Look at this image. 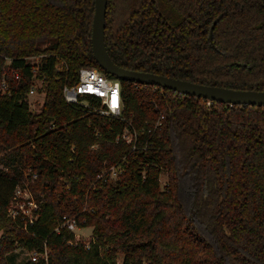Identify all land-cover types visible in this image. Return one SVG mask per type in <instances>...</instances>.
Masks as SVG:
<instances>
[{"label":"trees","instance_id":"16d2710c","mask_svg":"<svg viewBox=\"0 0 264 264\" xmlns=\"http://www.w3.org/2000/svg\"><path fill=\"white\" fill-rule=\"evenodd\" d=\"M93 13L94 0H0V264L43 240L51 264H264V106L124 80L119 117L92 96L68 103L79 68L105 73ZM104 41L123 68L264 90V0H107ZM34 173L38 219L24 230L7 208ZM63 215L92 227L89 248L53 231Z\"/></svg>","mask_w":264,"mask_h":264},{"label":"built area","instance_id":"2783aa9c","mask_svg":"<svg viewBox=\"0 0 264 264\" xmlns=\"http://www.w3.org/2000/svg\"><path fill=\"white\" fill-rule=\"evenodd\" d=\"M15 77L17 78L18 76L15 75ZM134 84L137 85L139 83ZM62 92L65 101L68 103L87 105L86 100L83 98L92 96L100 101L99 106L95 108L100 115L113 117L121 116L123 108L121 81L116 77L107 76L95 67L83 66L79 68L77 81L73 85L65 84L62 88ZM28 93H33V89L31 88ZM162 117L163 116H160V118ZM159 124L160 122L158 121L155 126ZM121 137L127 144H131L132 148L135 147L134 139L128 129H124ZM35 178L36 174L34 173L31 174L30 178L24 177L17 183L7 208V216L13 221L18 220L21 222L22 229L24 230L28 226H32L38 219L39 204L31 192V183ZM80 228L82 227L78 226L75 217L63 215L53 231L59 233L64 230L72 233L73 237L67 240V244L75 246L81 243L87 249L92 242H95V237L92 235L88 242H81L80 234L76 233V230ZM20 249L28 254L27 259L22 264H51L54 258V253L49 248L46 240L42 241L39 248L27 250L20 247ZM118 264H121V262Z\"/></svg>","mask_w":264,"mask_h":264},{"label":"water","instance_id":"95a60500","mask_svg":"<svg viewBox=\"0 0 264 264\" xmlns=\"http://www.w3.org/2000/svg\"><path fill=\"white\" fill-rule=\"evenodd\" d=\"M106 4L107 0H94L90 37L94 59L106 74L116 77L119 80L163 87L184 95H192L209 101L253 105L257 107L264 106V90L232 89L222 86L200 84L151 72L130 70L116 65L110 58L104 41ZM213 25L214 23L209 30V39L212 38Z\"/></svg>","mask_w":264,"mask_h":264},{"label":"rangeland","instance_id":"374dc122","mask_svg":"<svg viewBox=\"0 0 264 264\" xmlns=\"http://www.w3.org/2000/svg\"><path fill=\"white\" fill-rule=\"evenodd\" d=\"M30 60L35 61V62L38 61V59L35 57L31 58ZM32 89H33V93L26 94V100H27L29 109L35 114V113L39 112L40 107L44 101V92L40 91L41 81L35 80L34 84L32 86ZM0 90H1V92H3L4 86L0 87ZM23 170L25 172V173L23 172L25 175H27L28 173H32V172H30L32 170H30L29 167H25ZM111 170L114 171L117 169L112 167ZM113 176H115V173H113ZM166 180H167L166 174L161 173L160 178H159L160 187H162L166 183ZM32 194L35 198V195L33 192H32ZM76 233L80 234L81 242H88L91 238L90 236L93 235L91 226H86V227H82L80 229H77ZM14 252H15V254H14V259L12 262L13 264H21L28 257V254L26 252H24V250L22 251L20 248L15 249ZM119 262H121V259L118 257L115 261V264H118Z\"/></svg>","mask_w":264,"mask_h":264},{"label":"bare ground","instance_id":"6f19581e","mask_svg":"<svg viewBox=\"0 0 264 264\" xmlns=\"http://www.w3.org/2000/svg\"><path fill=\"white\" fill-rule=\"evenodd\" d=\"M121 81V80H120Z\"/></svg>","mask_w":264,"mask_h":264}]
</instances>
